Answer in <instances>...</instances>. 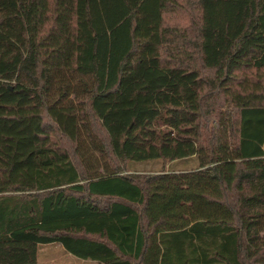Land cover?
Returning <instances> with one entry per match:
<instances>
[{"label":"trees","instance_id":"1","mask_svg":"<svg viewBox=\"0 0 264 264\" xmlns=\"http://www.w3.org/2000/svg\"><path fill=\"white\" fill-rule=\"evenodd\" d=\"M263 144L264 0H0V264H264Z\"/></svg>","mask_w":264,"mask_h":264},{"label":"rangeland","instance_id":"2","mask_svg":"<svg viewBox=\"0 0 264 264\" xmlns=\"http://www.w3.org/2000/svg\"><path fill=\"white\" fill-rule=\"evenodd\" d=\"M69 146L71 143L62 141ZM264 148V144H263ZM196 166L193 160H177L173 162L152 160L146 162L128 163L127 169L146 173H155L161 170H185ZM37 264H98L93 260L80 259L66 252L60 243L41 245L38 251Z\"/></svg>","mask_w":264,"mask_h":264}]
</instances>
